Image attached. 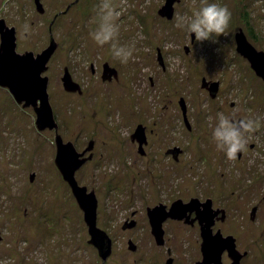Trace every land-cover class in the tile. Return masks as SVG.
Listing matches in <instances>:
<instances>
[{
  "label": "rangeland",
  "instance_id": "obj_1",
  "mask_svg": "<svg viewBox=\"0 0 264 264\" xmlns=\"http://www.w3.org/2000/svg\"><path fill=\"white\" fill-rule=\"evenodd\" d=\"M56 2L45 0L47 12L42 15L28 0H7L0 5L17 27V50L39 49L47 42V23L56 11ZM111 2L122 13L116 21L119 35L114 43L131 48L133 58L123 64L114 57L110 44H96L90 34L98 27L101 0H82L75 9L78 22L53 31L63 40L64 53L54 58L48 74L51 105L63 141L73 142L80 150L87 147L88 140H94L95 154L75 171V178L80 185L96 188L102 211L99 224L116 230L121 217H110L124 213L118 215L117 209L140 212L146 203L156 201L157 166L167 165L159 154H164L168 145L184 149L180 160L160 180L172 190L194 191L201 171L208 175L203 182L224 181L228 168L220 175L223 167L217 166L215 154H203V150L207 141L213 145L221 103L235 97L257 101L253 93L258 92L251 88L259 84L235 53L234 34L242 29L247 40L264 51V0H179L169 20L158 15L164 0ZM205 2L226 6L232 14L227 35L214 38L215 42H197L194 34L190 39L186 26L177 27L178 17L190 19ZM25 25L29 26L27 32ZM104 61L118 70V83L101 81ZM89 62L97 66L96 74H90ZM62 63L71 67L72 76L86 89L83 97L63 92L58 79ZM202 77L221 79L219 96L209 97L201 88ZM180 97L188 107L193 131L174 136L163 126L166 131L156 133L155 118L159 125L177 123L181 118ZM34 120L30 106L18 104L0 87V264H52L58 256L61 264L66 254L74 257L71 264H81L76 257L88 255L83 248L87 228L82 212L54 164V131H38ZM139 121L146 126L149 138L144 157L128 142L130 125ZM261 169L263 173L264 167ZM131 195L134 200L128 199ZM184 235L175 241L188 251L195 239ZM115 241L114 254L118 256L126 251V245L121 236ZM151 243L155 247L153 240ZM75 246L76 251L66 253ZM120 260L110 263L120 264ZM149 262L145 255L144 264Z\"/></svg>",
  "mask_w": 264,
  "mask_h": 264
},
{
  "label": "flooded vegetation",
  "instance_id": "obj_2",
  "mask_svg": "<svg viewBox=\"0 0 264 264\" xmlns=\"http://www.w3.org/2000/svg\"><path fill=\"white\" fill-rule=\"evenodd\" d=\"M28 1L30 4L34 5L37 11L35 1ZM81 1L82 0H58V3L56 2L55 5L56 11L47 23V42L39 49L31 50L34 54L41 52L49 45L51 36L56 42V48L47 63V70L42 73V75L48 77L47 92L50 103L51 77L48 72L50 71L51 63L54 58L58 55L62 56L64 53L61 47L64 42L61 38L58 40L54 36L53 31H62L67 25L73 26L74 22H78V19L76 20L77 12L75 13V9ZM6 2L7 0H3L0 5ZM39 2L42 4L43 11H37V13L42 15L47 12V7L44 6L45 0H39ZM1 20L8 27H14L17 39L18 30L16 25L11 22L6 11L2 12L0 8V21ZM16 51L18 53H23L30 50H17L16 46ZM69 51H71V49ZM235 53L247 64L246 67H249V72L252 71L254 74L253 76H255V78H253L254 81L259 84V86L256 85V88H251L258 92L253 93L257 101L246 102V98L244 101H241L238 97H235L234 100L221 103L218 110L222 115L234 120L251 119L258 122L259 126L255 132L245 134L247 141L246 148L244 151L237 154L235 160L227 159L223 151H218L214 141L213 145L210 143L211 140L207 141V144L205 143L203 154H215L214 157L215 160L217 159V166L222 165L223 167V169H220V175H224V170L228 168L225 178L223 177L224 181L220 179L219 182H203L208 179V175L206 171H201L199 173L200 182H198L194 191L172 190L169 184H163L160 180L168 175L169 169L172 168L174 162L177 163V161L180 160L184 149L175 144L168 145L164 149V154H159L161 155L159 158L166 159L167 165L163 166L159 163L157 166L158 173L156 179L158 182H156V201L152 204L146 203L145 206L140 209V212L136 209L128 212L125 207L122 211L117 209L116 211L120 212L118 215H121L123 211L124 213L121 216H114L113 213L110 217V219L121 217L119 224H117L119 226H117L116 230L107 228L106 223L104 226L99 224L102 211L99 209V199L97 197L96 188H88L86 186L87 191L92 190L94 192L97 200L96 227L102 230L110 239L111 249L109 255L105 259L98 254L96 245L93 243L92 239H90L91 237L88 226L84 220L83 211L74 198L77 207L82 212V220L87 228L83 240V248L88 251V255L82 258L76 257V259L82 260L81 264H113L110 262L118 258H121L119 261L120 264H144L145 255L150 261L147 264H264V183H262L264 178L262 174L264 172H259V170L264 167V79L256 75L249 61L236 50V45ZM88 67L90 74L97 73V66L94 63L89 62ZM107 67L114 69L115 75H104V69L106 70ZM60 68L62 74L66 68L72 80L79 87L78 90L74 92L64 90L59 75L58 79L63 92L77 94L79 98L83 97L86 89L79 80L72 76L71 67L62 63ZM58 73L60 74L61 72L59 71ZM118 73V70L110 66L108 62L104 61L101 64L100 79L102 82L118 83ZM203 81L205 86H202ZM215 82L217 83L216 91L214 95L211 96L209 89L211 84ZM200 85L201 88L208 93L210 98H215L217 95L219 96L221 87L220 78L205 79V77H202ZM2 88L8 91L7 88ZM262 98L263 100H261ZM180 100L183 101L182 104ZM258 101L260 102L258 103ZM178 106L181 111V118L177 119V123H171L172 121H169L168 124L164 123L159 125L156 118L153 120L156 133L161 134L162 130L166 131V126L171 130L174 136L176 132L187 136L193 131L192 121L188 118V107L182 97L178 100ZM99 111L103 113L102 110ZM215 121L217 122V120ZM163 126L165 127L164 129ZM130 127L128 142L136 149L137 154L144 157L147 154L145 148L149 143L148 134H146V126L139 121L136 124L130 125ZM138 128L143 136H140V134L137 135L136 130ZM89 141H93L92 148L84 155L87 156V154H91L92 158L93 154H95L93 150L94 140L90 139L88 142ZM84 149L85 147L77 151L81 152ZM159 173L162 175H159ZM109 190H111V188ZM128 199L134 200V195H131ZM174 203H177V205L175 208L171 209ZM129 206L131 205L129 204ZM155 206L161 207L160 212L156 215V218L161 221L159 226L160 237L156 240L152 233V226L148 215L150 209ZM101 221L103 222L104 220ZM183 234H185L184 236L186 238H190L189 236H191V238L195 239L193 246L187 248L188 251L183 250L180 242L175 241L177 237H182ZM116 236L123 237L126 245V251L121 252L118 256L114 254ZM152 240L155 247L151 243ZM77 249L78 246H75L72 249H68V252H65L70 253ZM155 251L156 257L152 258ZM61 254H64V252ZM65 257L66 261L64 263L61 262V264H71L69 261L73 260L74 257L70 259L69 254H66ZM59 258L60 256L55 258L52 264H60L57 263V261H60Z\"/></svg>",
  "mask_w": 264,
  "mask_h": 264
},
{
  "label": "water",
  "instance_id": "obj_3",
  "mask_svg": "<svg viewBox=\"0 0 264 264\" xmlns=\"http://www.w3.org/2000/svg\"><path fill=\"white\" fill-rule=\"evenodd\" d=\"M38 12H42V4L39 0H34ZM179 0H164V4L159 8L158 15L171 19L174 13V3ZM193 37V36H192ZM236 50L245 57L256 75L264 79V51L256 49L246 38L242 29L234 34ZM56 48V42L50 37L49 45L41 52L34 54L32 51L18 53L16 51V36L14 27H8L2 20L0 21V86L8 89L9 93L23 107H32L35 114L34 124L38 131L44 129L54 131L55 155L54 164L62 179L69 186L77 204L83 211L84 220L88 226L90 239L96 245L98 254L105 259L111 249V241L107 235L96 227V206L97 200L94 192L87 191L85 185H79L75 178V171L84 162L91 159V154H84L91 150L93 141H89L87 147L78 152L73 142L63 141L58 132V124L54 118L53 108L49 101L47 92L48 77L42 75L47 70V63ZM160 61V58H159ZM161 62V61H160ZM105 74L115 75L112 68L104 69ZM63 87L66 91L74 92L78 90V85L72 80L67 69L61 76ZM202 86H205L204 81ZM217 83H212L210 95L216 91ZM182 104L183 101L180 100ZM137 135L143 136L139 128ZM33 175V174H32ZM33 176H31L32 178ZM32 180V179H31ZM174 203L172 208H175ZM161 207H153L148 212L152 226V233L155 240L159 239V226L161 221L156 218Z\"/></svg>",
  "mask_w": 264,
  "mask_h": 264
},
{
  "label": "clouds",
  "instance_id": "obj_4",
  "mask_svg": "<svg viewBox=\"0 0 264 264\" xmlns=\"http://www.w3.org/2000/svg\"><path fill=\"white\" fill-rule=\"evenodd\" d=\"M121 11L113 5L111 0H101L98 5V27L90 35L97 45L110 44L114 57L121 63L127 64L133 58V50L124 46H118L114 41L119 35V25L116 21L121 16ZM231 12L226 6L205 2L198 10L194 11L190 19L178 17L177 27H187L189 37L194 34L197 42L212 40L216 37L226 36L227 28L231 20ZM28 25L24 26L27 32ZM258 122L251 119L234 120L220 115L218 123L213 128V140L218 151H223L229 160H235L237 154L246 148V133H253L258 128Z\"/></svg>",
  "mask_w": 264,
  "mask_h": 264
}]
</instances>
